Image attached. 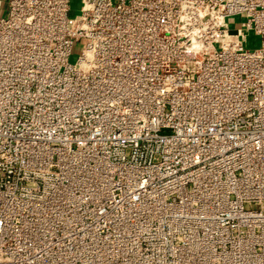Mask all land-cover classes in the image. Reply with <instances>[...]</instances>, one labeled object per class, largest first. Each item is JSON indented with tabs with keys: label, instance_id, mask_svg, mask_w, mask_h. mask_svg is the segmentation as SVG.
<instances>
[{
	"label": "built area",
	"instance_id": "obj_1",
	"mask_svg": "<svg viewBox=\"0 0 264 264\" xmlns=\"http://www.w3.org/2000/svg\"><path fill=\"white\" fill-rule=\"evenodd\" d=\"M47 245L264 264V0H0V264Z\"/></svg>",
	"mask_w": 264,
	"mask_h": 264
},
{
	"label": "rangeland",
	"instance_id": "obj_2",
	"mask_svg": "<svg viewBox=\"0 0 264 264\" xmlns=\"http://www.w3.org/2000/svg\"><path fill=\"white\" fill-rule=\"evenodd\" d=\"M79 0H71L72 13L76 14L78 12ZM238 20V18H236ZM259 45V37L252 32L247 35V42L245 44L246 48H255ZM71 60H74L72 58ZM72 248H66L65 254H69ZM63 248L56 247L51 248L47 245V264H66L67 262L62 259ZM63 261V262H62Z\"/></svg>",
	"mask_w": 264,
	"mask_h": 264
}]
</instances>
